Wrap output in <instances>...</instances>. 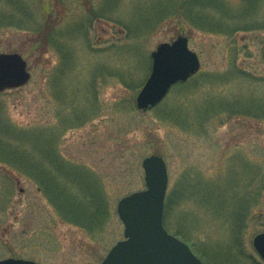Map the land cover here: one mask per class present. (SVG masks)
<instances>
[{"label":"rangeland","instance_id":"obj_1","mask_svg":"<svg viewBox=\"0 0 264 264\" xmlns=\"http://www.w3.org/2000/svg\"><path fill=\"white\" fill-rule=\"evenodd\" d=\"M22 1L35 25L46 11V28L53 27L68 56L59 45H44L39 35L0 26V54H20L31 73L26 85L0 93L1 131L6 136L9 127L20 133L39 154L51 149L61 168L78 173L85 187L95 182L106 208L103 222L93 221L90 228L71 222L35 179L0 162L1 178L17 177L0 212V260L101 264L124 239L118 202L145 189L143 160L158 155L168 168L167 196L180 183L194 188L192 197L169 207L166 228L187 238L203 263L216 264L214 247L230 243L233 211L246 201L242 247L234 253L244 264H264L253 246L254 237L264 232V29L209 33L181 12L173 14L169 3L155 11L162 0ZM222 1L232 24H241L246 13L248 21L264 20V0L251 12L243 0ZM13 10L0 0V11ZM180 35L199 56L200 71L185 86L173 87L155 108L138 109L152 51ZM219 103L224 106L208 113V106ZM244 105L253 108L229 109ZM179 106L187 109L185 125L168 116L169 108ZM35 160L51 170L45 155ZM67 181L72 184L68 176ZM77 188L74 184V193ZM0 191L5 192L1 185Z\"/></svg>","mask_w":264,"mask_h":264},{"label":"trees","instance_id":"obj_2","mask_svg":"<svg viewBox=\"0 0 264 264\" xmlns=\"http://www.w3.org/2000/svg\"><path fill=\"white\" fill-rule=\"evenodd\" d=\"M6 1L9 5L14 6V10L10 14L0 11V26H3L4 24L14 25L20 30L39 35L43 38L44 45L45 42L46 45L49 43L54 46L59 45V42L56 40V36L54 35L53 27L51 30L46 28L48 24V21L46 22V11L43 12V20L35 25V22H33V20L31 21V12L28 4L22 0ZM259 1L260 0H243L244 10L250 12L253 11ZM167 3H169L170 8L173 6V14L181 12V15L188 18L187 20H189L193 26L199 27L209 33H250L264 29V20L257 19L256 21H248L246 20L247 13L241 16L245 19L241 21V24H232L229 22L231 20L226 18L228 15L224 16V14H226V6L223 4L222 0H183L182 3L184 5L182 6H178L179 0H162L161 2H158L157 8L153 7V9L156 11L158 8L167 7ZM43 8H45V5ZM64 49H66V46H58V51L62 52L66 57L68 54H65L66 51H64ZM186 83H181L177 86H185ZM219 106L223 107L224 105L219 103L217 105L208 106V113L214 115L218 111ZM177 108L178 109H175V107L173 109L169 108L170 111L168 112V116L172 117L174 122L177 120L179 125H185L187 122V116L185 115L187 109L183 106H179ZM252 108L253 106L251 105H244V108L242 106L238 108L229 107L231 110H251ZM204 114H207L206 110ZM8 128L9 127H5L6 136H4V133L0 128V162L12 167V169L21 174L20 176H29L35 179L39 183V187H41L42 192L51 198V202L59 207L61 215L67 220L82 224L89 228L90 226H94L93 221H95V225L102 223L104 220V216L102 215L104 213L103 209L106 208V204L104 202V197L100 195V191L95 182H93L94 186L91 189L85 187L84 181L77 175L78 173L70 175L67 170L61 168V164L59 163L60 157L52 153L51 149H48V151L46 150L47 153L44 152L39 154L35 152L36 149L33 150L28 148L25 143L19 139V137H21V135H19L20 133H16L11 128L8 131ZM36 145H38V143H36ZM42 155H45L48 159L51 170H49L44 163L37 162L35 160V158H41ZM53 167H57L58 169ZM65 174L69 177L72 184L68 183L67 176ZM61 177H63V181L61 180ZM12 178L15 180L17 177H15L13 173H8L7 176L2 178L0 177V185L5 189L4 193L0 191V212H2V209L6 207L11 200V195L15 188ZM74 184H76V186L78 185L77 189H79V191L77 190L75 193L72 189ZM193 194V187L185 188L181 183L175 190L172 188V191L166 198L164 212L165 226L169 207L174 206L177 201L184 199L187 195L192 197ZM174 197H176L175 201ZM6 201L8 202L4 204ZM244 202L240 201L239 203L242 209L239 207L237 210L233 211V238L230 243L227 244V247L223 246V244H216L213 254L217 257H214L211 253V256L215 258L216 264H244L238 260V256L234 253L235 250L242 247L240 233L244 228L246 218L245 210L247 211L248 209L246 205L247 203ZM239 209L242 211H239ZM1 225L2 222L0 221V226ZM182 239L189 243L187 238ZM191 246L198 254L199 252L196 248L192 244Z\"/></svg>","mask_w":264,"mask_h":264},{"label":"water","instance_id":"obj_3","mask_svg":"<svg viewBox=\"0 0 264 264\" xmlns=\"http://www.w3.org/2000/svg\"><path fill=\"white\" fill-rule=\"evenodd\" d=\"M264 57V53H263ZM151 72L137 95L138 109L157 106L170 89L186 82L201 66L198 55L190 50L188 38L179 36L172 43H161L151 53ZM31 78L27 61L18 53L0 54V92L17 89ZM146 189L134 192L118 203L125 225V240L118 242L102 264H202L190 246L164 227V204L169 183L168 170L161 156L143 160ZM253 244L264 260V232ZM0 264H36L31 260L8 258Z\"/></svg>","mask_w":264,"mask_h":264}]
</instances>
